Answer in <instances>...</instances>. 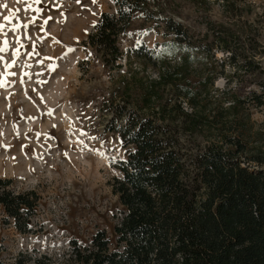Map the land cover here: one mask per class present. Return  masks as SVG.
I'll use <instances>...</instances> for the list:
<instances>
[{
    "label": "trees",
    "instance_id": "16d2710c",
    "mask_svg": "<svg viewBox=\"0 0 264 264\" xmlns=\"http://www.w3.org/2000/svg\"><path fill=\"white\" fill-rule=\"evenodd\" d=\"M162 1L164 7L160 0H115L118 14L103 13L84 43L102 54L109 71H120L128 58L118 39L134 17L162 26L163 36L172 35L175 45L164 41L166 52L156 61H138L137 68L126 61L129 69L117 88L124 101L106 123L125 149L119 175L111 180L119 206L116 222L110 236L97 230L85 243L71 240L65 263L264 264V152L246 143V121L238 117L245 103L264 106V93L246 92L242 83L234 92L214 88L206 61L197 57L217 49L230 53L229 63L237 69L262 74L253 61L262 51L238 52V33L210 21L204 37L193 39L166 14L176 1ZM181 1L207 10L211 2L222 4L229 15L239 11L236 0ZM177 47L184 51L174 61ZM143 51V45L129 50L137 59ZM10 185L0 179V207L18 231L26 232L39 197ZM1 251L0 245L4 264ZM14 264L59 263L47 255L21 254Z\"/></svg>",
    "mask_w": 264,
    "mask_h": 264
},
{
    "label": "rangeland",
    "instance_id": "374dc122",
    "mask_svg": "<svg viewBox=\"0 0 264 264\" xmlns=\"http://www.w3.org/2000/svg\"><path fill=\"white\" fill-rule=\"evenodd\" d=\"M175 1L166 14L189 37L202 39L210 21L238 33V52L262 51L253 59L262 74L237 69L228 52L213 49L204 59L197 55L206 61L214 88L234 92L242 83L246 92L264 93V0H236L239 11L231 15L222 4L211 2L207 10ZM118 10L115 0H0V47L6 42L0 52V179L10 180L16 192L39 197L26 232L18 231L0 207L4 264H14L21 254L47 255L66 264L71 240L85 243L97 230L112 233L119 206L111 180L119 175L116 167L125 149L106 123L113 107L124 101L118 79L128 72L126 61L137 68L138 61H156L166 52L164 41L175 45L172 35L163 36L162 26L134 17L118 39L128 58L120 71H109L102 54L84 43L103 13L117 15ZM140 45L146 51L137 59L129 50ZM182 51L174 50V61ZM221 61H227L223 67ZM147 73L153 75L150 67ZM238 117L246 121V143L264 152V106L245 103Z\"/></svg>",
    "mask_w": 264,
    "mask_h": 264
},
{
    "label": "snow or ice",
    "instance_id": "6c2138e0",
    "mask_svg": "<svg viewBox=\"0 0 264 264\" xmlns=\"http://www.w3.org/2000/svg\"><path fill=\"white\" fill-rule=\"evenodd\" d=\"M37 2H39V0H37ZM92 2L95 3L96 0H92ZM44 23L46 24L47 21H45ZM25 27H27V25H25ZM4 51H6V42H5V46L4 47H0V52H4ZM70 51H71V49H70ZM7 67L10 68V67H12V65H8ZM0 86H3V85L0 84ZM49 114H51V113H49ZM97 154L103 157V153L102 152L101 153H97Z\"/></svg>",
    "mask_w": 264,
    "mask_h": 264
}]
</instances>
